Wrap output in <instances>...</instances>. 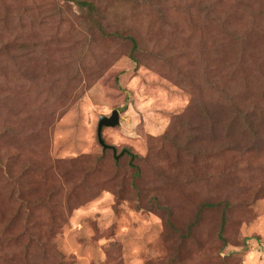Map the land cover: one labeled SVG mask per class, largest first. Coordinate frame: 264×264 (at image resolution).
<instances>
[{"label":"rangeland","instance_id":"rangeland-1","mask_svg":"<svg viewBox=\"0 0 264 264\" xmlns=\"http://www.w3.org/2000/svg\"><path fill=\"white\" fill-rule=\"evenodd\" d=\"M99 1L105 35L73 3L0 0V264H264V144L211 122L229 96L264 108V0Z\"/></svg>","mask_w":264,"mask_h":264},{"label":"trees","instance_id":"trees-1","mask_svg":"<svg viewBox=\"0 0 264 264\" xmlns=\"http://www.w3.org/2000/svg\"><path fill=\"white\" fill-rule=\"evenodd\" d=\"M66 3H73L76 5V7L85 13V16L90 24L96 25L99 29V32L102 34H107L102 29L101 25L98 21H96V17L101 12L100 7V1L99 0H63ZM145 2H149V0H144ZM220 2L225 0H218ZM163 5L162 0H158L157 4L155 5L156 9L161 8ZM103 14V13H102ZM255 20V18H254ZM253 20V21H254ZM227 32L229 35H234L235 39H238V34L242 31L239 29H236L235 25L231 24L229 20L227 21ZM230 27H233L230 29ZM264 30V28H263ZM248 32H250L248 30ZM110 36H117L122 39H126L131 42L133 46V51L136 52L139 50V42L133 35H127L124 36L120 34L118 31L110 33ZM234 43L229 45V52L231 50H234V46L237 47V45H241L239 43V40H234ZM242 46V45H241ZM248 46L247 43L245 44V47ZM249 52V53H248ZM245 54L248 57H252L255 59V57H258L259 51H255L254 48H252L250 51L246 50ZM133 61L137 64V58L132 55ZM227 92V89L224 88L221 92ZM227 99H229V112L223 113L218 118L213 119L212 123H218L220 120L225 126V139L232 144L226 146L227 148L231 149L232 151H244L247 153H258L261 151V146L264 144V108L260 106L259 102V95L255 96L253 100H251L250 105L244 101H239L235 97L229 96ZM212 116L211 114H209ZM243 137L246 139V141H240L238 138ZM235 144V146H234ZM245 146V147H244ZM225 147V149H226ZM224 149V150H225ZM128 151L125 152L124 155H128ZM130 156V155H129ZM133 157V156H132ZM131 158V156H130ZM73 164V163H72ZM0 166L2 167V161L0 159ZM134 168H136L134 173V178L137 179L140 176V171L137 166L133 165ZM8 175V174H7ZM77 185V184H76ZM75 193V191H73ZM155 203V202H154ZM227 204V203H226ZM208 207H212V205H207ZM15 218L10 219L7 221L6 228L7 233L10 232L11 229L15 226L14 223ZM19 236L15 237L14 240H16ZM51 253L54 252V247L49 248ZM48 254V253H45ZM49 255V254H48ZM24 260H28L27 257H24ZM60 261L62 259L55 260L54 263L51 262V264H61ZM49 261H45L44 264H46ZM49 264V263H47Z\"/></svg>","mask_w":264,"mask_h":264},{"label":"water","instance_id":"water-1","mask_svg":"<svg viewBox=\"0 0 264 264\" xmlns=\"http://www.w3.org/2000/svg\"><path fill=\"white\" fill-rule=\"evenodd\" d=\"M118 125H120V113L118 110H114L112 115L109 117H107V116H101L100 117L98 129H97V138H98L99 144L103 147V149H112V147L108 146L103 139V129L105 127H116ZM125 152L126 151H123L118 156L115 155L116 160H119L125 154Z\"/></svg>","mask_w":264,"mask_h":264}]
</instances>
